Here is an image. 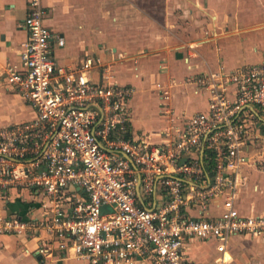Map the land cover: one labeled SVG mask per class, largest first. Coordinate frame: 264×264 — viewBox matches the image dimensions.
Returning a JSON list of instances; mask_svg holds the SVG:
<instances>
[{"label": "built area", "instance_id": "obj_1", "mask_svg": "<svg viewBox=\"0 0 264 264\" xmlns=\"http://www.w3.org/2000/svg\"><path fill=\"white\" fill-rule=\"evenodd\" d=\"M26 9L27 38L5 84L34 118L0 128V235L37 240L41 258L59 251L86 264H230L233 239L264 241V214L236 205L254 133H264V59L191 78L207 110L136 134L135 88L95 55L59 64L64 39L46 25L42 0ZM12 190L43 197L41 217L4 215ZM195 243L213 244L216 257L195 262Z\"/></svg>", "mask_w": 264, "mask_h": 264}, {"label": "crops", "instance_id": "obj_2", "mask_svg": "<svg viewBox=\"0 0 264 264\" xmlns=\"http://www.w3.org/2000/svg\"><path fill=\"white\" fill-rule=\"evenodd\" d=\"M42 5L48 11L46 25L64 39V46L54 49L59 64L76 67L95 55L115 82L135 88L130 109L136 134L157 133L169 119L207 110L208 94L191 78L220 65L231 71L264 59L256 51L260 42L255 35L236 36L231 21L212 16L198 0H42ZM26 13V0H0V128L34 118L24 99L5 84V72L18 66L27 38L21 27ZM145 97L166 121L163 128L143 131L146 122L140 115L146 107L153 114ZM254 135L250 164L243 170L247 183L236 205L241 214L257 216L264 214V133ZM42 201L28 191L12 190L3 214L40 218ZM37 245L35 239L0 235V264H86L59 251L41 258L35 255ZM229 252L230 264H264V241L235 238Z\"/></svg>", "mask_w": 264, "mask_h": 264}, {"label": "rangeland", "instance_id": "obj_3", "mask_svg": "<svg viewBox=\"0 0 264 264\" xmlns=\"http://www.w3.org/2000/svg\"><path fill=\"white\" fill-rule=\"evenodd\" d=\"M198 1L203 4L204 8L208 10V13L212 14V16L218 15L224 19V21L226 20V22L231 21V24L235 25L234 34L236 36L244 37L255 35L257 43L260 42L256 51L264 58V0ZM148 98L145 97V100L148 101ZM147 103L150 106V110L153 111V114H149L146 107L143 114L140 115L146 122V126H143V131L160 129L166 126V121L156 111V105L152 107L151 99ZM256 108L260 111L258 107ZM261 144L260 147H263L264 141H262ZM190 258L195 262L210 263L214 258V245L211 243H204L198 245V247L192 248L190 250Z\"/></svg>", "mask_w": 264, "mask_h": 264}]
</instances>
